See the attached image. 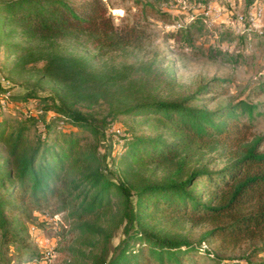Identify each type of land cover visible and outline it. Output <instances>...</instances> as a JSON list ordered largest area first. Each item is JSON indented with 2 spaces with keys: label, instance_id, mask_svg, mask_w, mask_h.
<instances>
[{
  "label": "rangeland",
  "instance_id": "1",
  "mask_svg": "<svg viewBox=\"0 0 264 264\" xmlns=\"http://www.w3.org/2000/svg\"><path fill=\"white\" fill-rule=\"evenodd\" d=\"M107 1L120 27L143 14L138 13L139 2H148L169 14L160 16L148 10L145 17L149 36L137 46L111 49L100 46L96 36L85 31L58 37L30 36L0 11V96L6 97L2 98L11 109L0 117V165L10 157V144L5 138L14 142L23 126L22 139L28 146H34L38 142L41 119L50 114V111L43 113L37 107V97L28 93L43 97V104L62 102L93 121L98 126L97 132L76 130L75 134L81 137L80 158L85 152L93 158L99 157L94 163L113 180L131 186L133 193L145 182L160 181L182 156L186 158L185 173L196 168L219 170L234 161L233 152H240L245 141L261 136L259 150L264 148V24L256 31L244 21L239 31L236 30L233 21L236 13L246 15L247 12L244 0L202 2L223 12L216 21L201 15L200 0ZM257 3L264 7V0ZM176 21L185 27L180 30L173 27ZM202 85L208 89L195 94ZM190 94L195 96L192 105L209 111L230 107L229 116L240 124L245 138L240 145H231L213 136L211 141L200 145L182 143L172 161L148 155L132 161L129 148L123 145V137L130 132L142 137L162 134L167 142L174 139L171 128L163 125L161 118L130 116L124 111L136 103L172 101ZM249 106H252L251 112ZM26 113L36 115L34 124L24 122ZM91 161L82 158L79 165H88ZM201 186L197 184L196 194ZM200 198L205 201L209 197ZM207 202L213 206L218 203ZM7 204L6 214L13 223L8 243L1 241L0 233V264H13L28 257L31 250L40 251L28 241L29 223L36 220V211L45 209L58 214L61 208L56 197H49L42 209L20 195ZM113 211L112 206L110 212ZM66 213L68 217L61 216L59 220V229L50 232L56 253L52 264H90L92 252H100L102 247L101 238L94 230L106 228L108 212L100 209L93 216L82 218ZM230 222L229 216L197 218L158 211H148L145 218V223L156 233L172 240H186L193 246L203 243L213 254L187 258L182 260L183 264H229L231 260L264 264V251L253 249L260 245L259 237L252 239L243 234L206 237L209 231ZM121 230H114L106 242L104 249L109 255L121 240Z\"/></svg>",
  "mask_w": 264,
  "mask_h": 264
},
{
  "label": "trees",
  "instance_id": "2",
  "mask_svg": "<svg viewBox=\"0 0 264 264\" xmlns=\"http://www.w3.org/2000/svg\"><path fill=\"white\" fill-rule=\"evenodd\" d=\"M200 1L207 3L210 0ZM254 1L244 0L246 10ZM138 7L141 9L138 13L143 14L120 27L115 23L107 0H0V11L9 15V21L30 36L58 37L72 31H85L94 34L100 46L111 49L137 46L149 36V23L145 17L148 10L160 16L169 14L148 2H139ZM183 27L185 25L181 24L178 30ZM207 89L202 85L195 94ZM28 94L37 97V107L43 113L50 111V114L41 119L38 142L34 146H28L22 139L23 126L14 142L5 138L10 144V157L0 165V233L3 243L10 241L13 223L6 214L7 202L20 195L41 209L49 197H56L61 204L58 214L63 218L68 217L66 211L80 218L91 217L100 209L108 212L106 228L94 230L101 238L102 247L100 252H92L90 264H152L153 261L183 264L182 260L187 258L213 256L203 243L193 246L186 240L168 239L153 231L145 223L148 211L197 218L229 216L231 222L228 225L209 231L206 237H237L239 234L252 239L259 237L261 243L253 249L264 251V148L259 150L263 137L256 136L243 142L240 152H233L234 161L219 170L196 168L185 173L186 158L182 156L160 181L145 182L133 193L131 186L113 180L99 164L94 163L99 157L93 158L85 152L83 160L89 158L92 161L88 165H79L81 137L75 133L80 129L97 132L98 126L93 121L62 102L43 104V97ZM194 97L190 94L172 101L150 100L136 103L124 111L130 116L161 118L163 125L171 128L170 135L174 139L167 142L162 134L142 137L130 132L123 137V145L129 148L132 161L146 155L172 161L182 143L200 145L211 141L213 136L231 145H240L244 138L242 129L230 118V107L209 111L192 105ZM7 107L4 111L11 110L9 104ZM4 111L0 110V117ZM34 117L35 114L26 113L24 122L34 124ZM197 184H202L198 194ZM213 193L216 194L211 196ZM205 196L209 198L202 201L200 197ZM210 200L218 201L217 205L207 202ZM112 206L113 213L110 212ZM119 228L122 229L121 240L109 255L104 249L106 242ZM27 237L29 241L28 234ZM27 255L13 264L39 261L43 253L31 250Z\"/></svg>",
  "mask_w": 264,
  "mask_h": 264
},
{
  "label": "built area",
  "instance_id": "3",
  "mask_svg": "<svg viewBox=\"0 0 264 264\" xmlns=\"http://www.w3.org/2000/svg\"><path fill=\"white\" fill-rule=\"evenodd\" d=\"M200 13L210 17L211 21L218 20L223 12L220 8L213 7L209 4H199ZM193 17V16H191ZM192 19V18H190ZM234 26L237 27L236 30L239 31V25L244 21L247 22L248 26L251 29L259 31L264 24V7L257 3V0L248 8L246 15L242 13H236L234 18ZM181 22L176 21L172 26L178 28L181 26ZM8 92H6V95ZM6 98V97H5ZM5 98H0V110H6L7 101ZM36 220L29 223L28 234L30 241L40 248L43 256L39 261H33L29 264H52V258L56 255L55 253V240L54 237L50 234L52 231L55 233L59 229V220L61 217L59 214H51L47 210L36 211Z\"/></svg>",
  "mask_w": 264,
  "mask_h": 264
}]
</instances>
